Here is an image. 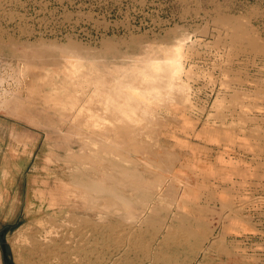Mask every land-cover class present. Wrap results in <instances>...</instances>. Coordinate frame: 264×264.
Wrapping results in <instances>:
<instances>
[{
  "label": "rangeland",
  "instance_id": "1",
  "mask_svg": "<svg viewBox=\"0 0 264 264\" xmlns=\"http://www.w3.org/2000/svg\"><path fill=\"white\" fill-rule=\"evenodd\" d=\"M177 44L173 96L94 102L109 119L74 133L66 101L88 106L98 83L149 72ZM0 78L13 264H264V0H0ZM93 178L91 203L80 181Z\"/></svg>",
  "mask_w": 264,
  "mask_h": 264
},
{
  "label": "bare ground",
  "instance_id": "2",
  "mask_svg": "<svg viewBox=\"0 0 264 264\" xmlns=\"http://www.w3.org/2000/svg\"><path fill=\"white\" fill-rule=\"evenodd\" d=\"M180 53H181V44L180 45L177 44L172 48L171 55L166 57L165 60H162V62L151 61L149 63V67H150L149 72L145 71V72H138L136 74H132V76H130V78H127V81H125V82L123 80L115 81L114 83H112V85L110 83L109 84L98 83V85L95 86L96 89L93 90L95 92L90 96L91 101H90L88 106L83 105L81 107H78V105H76V103H77L76 99H74L73 101H71V100L68 102L66 101V104L63 105L64 109H67L68 114L71 111H73V114H71V116L73 117V121H71L70 125L73 126V124H76V122H80V121L83 122L84 121V123L81 125L77 124V126L79 128L76 129L74 131V133L76 135L83 133V135L85 134V136H88L89 133L87 134L84 132L85 130L83 129V126H84V128H89V126H90V128H92L93 126L99 124V119H101V120L104 119L105 120L104 123L106 122V120L109 119V116H106V115H103V114L96 112V109H95L94 104H93L94 102L95 103L100 102V104H102L103 108H109V105H111V103H113L115 101L117 102V100H119V97L115 96V95L121 96L120 100L122 101V103H127V101H130V99H136V98L139 102L148 101V100H151L153 98H160L161 97L160 94L162 92L159 91V89H154L157 87L162 88L163 92L166 95L173 96L170 94V90L174 89V88L181 89V87L183 86L182 83H179L176 81V78H177L176 76L183 69L182 59L179 58ZM135 80L140 83V86H138L134 83ZM158 81L161 83V86H158V85H160ZM2 83H3L2 78H0V85ZM9 92L10 91L8 89H1V91H0V96H1L0 106H4V108L9 107L10 102L13 101V99H12L13 95L8 96V95H10ZM9 97H10V99H9ZM18 106H19V103H18ZM119 106H120V108L118 106L116 108H118V112H121V114L124 116L125 119L140 118L139 117L140 114L137 113L138 111L136 109L130 108V109H128V111H126L125 109H121L122 108L121 105H119ZM15 107H17V106H15ZM110 111H112V110H110ZM146 112H148V111L144 110L143 113H145V115H146ZM116 124L117 123L114 122V126L113 127L110 126V127H108V129L113 128L116 131H119L120 127H119V125H116ZM58 131H59V133H61V130H58L57 128H55L54 132H58ZM71 138H72V136L70 134H68L65 141L70 142ZM132 147H134V145ZM68 149H69L68 150L69 153L67 154L66 157H68L69 159L71 157L74 158V156H75V158H83L85 160H88L92 164L91 165L92 168H93V166L97 165V163H98V165L101 164V158L99 159L98 157H96L93 154L92 155L83 154L82 152L78 153L77 151H73L70 148H68ZM133 170H134V168H133ZM125 172H126V170H125ZM80 182H81V185H80L81 189L83 190L84 193H86L85 200H88V202H91V203L98 202L99 197L95 193V191L97 192L101 189V184H100L99 180L97 178H93V179H89L83 183H82V181H80ZM50 194H52V193H50ZM91 194H92V196H91ZM109 194L111 195V198L114 197V198L118 199V201L112 200V204L117 203L122 207V210H124L123 213H121L120 215L126 220H131L134 216V213L128 207L129 203L127 201H123L125 199L121 195V193L119 191H113V189H112V190H110ZM81 195H82V193H81ZM112 204L109 202H104V205L106 207L110 206V205H111L110 207L114 206Z\"/></svg>",
  "mask_w": 264,
  "mask_h": 264
},
{
  "label": "water",
  "instance_id": "3",
  "mask_svg": "<svg viewBox=\"0 0 264 264\" xmlns=\"http://www.w3.org/2000/svg\"><path fill=\"white\" fill-rule=\"evenodd\" d=\"M1 249H2V260L3 262H6V264H13V262L11 261V259L8 256L9 253V247L7 244H5V241L3 238H1Z\"/></svg>",
  "mask_w": 264,
  "mask_h": 264
}]
</instances>
